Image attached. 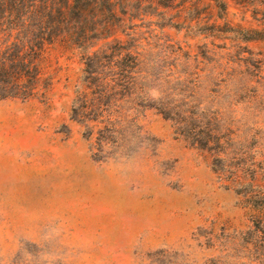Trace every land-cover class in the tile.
<instances>
[{
    "label": "rangeland",
    "instance_id": "374dc122",
    "mask_svg": "<svg viewBox=\"0 0 264 264\" xmlns=\"http://www.w3.org/2000/svg\"><path fill=\"white\" fill-rule=\"evenodd\" d=\"M223 1L117 32L141 73L97 120L74 117L83 52L60 43L46 88L0 97V264H260L246 198L264 190V0ZM186 118L230 153L196 144Z\"/></svg>",
    "mask_w": 264,
    "mask_h": 264
},
{
    "label": "trees",
    "instance_id": "16d2710c",
    "mask_svg": "<svg viewBox=\"0 0 264 264\" xmlns=\"http://www.w3.org/2000/svg\"><path fill=\"white\" fill-rule=\"evenodd\" d=\"M217 1L221 8L226 6L223 0ZM194 10L187 0H0V97L27 99L46 88L41 57L47 45L60 43L83 52L74 117L91 115L97 120L98 115L92 116L95 107L117 106L118 92L133 89L141 73L142 53L115 34L147 23L161 28L192 24ZM191 120L183 122L196 144L220 153L231 144L227 133L202 123L189 125ZM249 194L246 202L254 211L251 231L256 237L247 241V258L264 264V190Z\"/></svg>",
    "mask_w": 264,
    "mask_h": 264
}]
</instances>
